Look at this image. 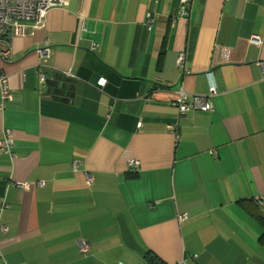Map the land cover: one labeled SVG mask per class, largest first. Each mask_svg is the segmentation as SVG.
I'll return each mask as SVG.
<instances>
[{"label": "crops", "instance_id": "1", "mask_svg": "<svg viewBox=\"0 0 264 264\" xmlns=\"http://www.w3.org/2000/svg\"><path fill=\"white\" fill-rule=\"evenodd\" d=\"M0 72V264H264V0H69Z\"/></svg>", "mask_w": 264, "mask_h": 264}, {"label": "built area", "instance_id": "2", "mask_svg": "<svg viewBox=\"0 0 264 264\" xmlns=\"http://www.w3.org/2000/svg\"><path fill=\"white\" fill-rule=\"evenodd\" d=\"M69 0H0V57L7 59L12 52V38L18 36H30L36 29L43 28L48 12L55 7H64L68 5ZM180 13L182 16L189 14L191 0H179ZM80 27L85 26L84 14H79ZM152 21V16L149 22ZM249 41L260 45L262 40L258 35H252ZM46 45L47 42H46ZM38 53L44 56L47 50L42 48L38 49ZM186 54L180 52L177 57L178 65L187 71L185 67ZM25 74H23L24 76ZM40 80L46 81V76L43 72L40 73ZM105 78L99 80L100 85H104ZM210 92L214 93L216 90L215 85L211 84ZM12 98V91L10 86L9 77L0 72V108L5 100ZM174 105L178 107L181 114L187 113L193 109H201L204 111L213 110L214 103L207 97H191L188 99V94L183 90H177ZM173 131H177V126L172 127ZM15 137L10 128H5L3 136L0 139V150L4 151L11 156L15 155L14 152ZM130 165L137 169L138 163L131 160ZM43 184V182H42ZM25 188L28 187L27 183L23 184ZM6 227L4 224L0 228ZM82 244V248H84ZM118 264H121L120 262Z\"/></svg>", "mask_w": 264, "mask_h": 264}, {"label": "water", "instance_id": "3", "mask_svg": "<svg viewBox=\"0 0 264 264\" xmlns=\"http://www.w3.org/2000/svg\"><path fill=\"white\" fill-rule=\"evenodd\" d=\"M60 81L54 83V84H50L51 86H54V87H59V88H66V83L69 81V79L67 78H60L59 79ZM62 93V92H60Z\"/></svg>", "mask_w": 264, "mask_h": 264}, {"label": "trees", "instance_id": "4", "mask_svg": "<svg viewBox=\"0 0 264 264\" xmlns=\"http://www.w3.org/2000/svg\"><path fill=\"white\" fill-rule=\"evenodd\" d=\"M176 106V105H175ZM178 108V107H177ZM178 111H179V109H178ZM191 111V110H190ZM188 113V112H187ZM179 114L180 115H184V114H186V113H184V114H181L180 112H179ZM137 169H138V167H137ZM137 169H134V170H137ZM259 216L261 217V219L264 221V216H263V214H259ZM150 261H152L153 263H155V264H159L158 262V258L155 256V257H153V258H151L150 259Z\"/></svg>", "mask_w": 264, "mask_h": 264}]
</instances>
